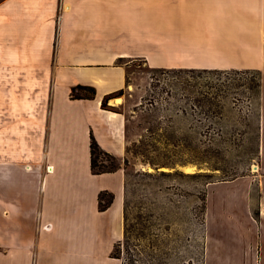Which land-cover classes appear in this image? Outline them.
Here are the masks:
<instances>
[{"label":"crops","instance_id":"0c3cea01","mask_svg":"<svg viewBox=\"0 0 264 264\" xmlns=\"http://www.w3.org/2000/svg\"><path fill=\"white\" fill-rule=\"evenodd\" d=\"M147 69L261 73L259 170L207 185L204 264H264V0H1L0 264H125L127 96ZM93 137L117 170L93 171Z\"/></svg>","mask_w":264,"mask_h":264},{"label":"rangeland","instance_id":"374dc122","mask_svg":"<svg viewBox=\"0 0 264 264\" xmlns=\"http://www.w3.org/2000/svg\"><path fill=\"white\" fill-rule=\"evenodd\" d=\"M146 73L144 95L127 96L126 234L115 254L125 264H204L207 185L259 166L261 75ZM110 156L103 165L119 167Z\"/></svg>","mask_w":264,"mask_h":264},{"label":"trees","instance_id":"16d2710c","mask_svg":"<svg viewBox=\"0 0 264 264\" xmlns=\"http://www.w3.org/2000/svg\"><path fill=\"white\" fill-rule=\"evenodd\" d=\"M260 73V72H259ZM261 75V73H260ZM123 92L121 91L118 95H109L107 96L103 103V109L109 110L108 102L109 100L119 97L122 95ZM261 94V81L259 82V97ZM97 95V90L95 87L88 86V85H78L77 87H74L71 93V97L73 99H94ZM91 150H92V169L96 174H102L107 172H113L118 169V166L113 164L110 168H106L104 163L101 161V157L103 155L111 157L108 153L104 152L98 142L95 140V138H92V144H91ZM115 199V196L113 193L110 192H102L99 196L100 200V209L106 210L108 209L113 201ZM125 216H126V206H125ZM126 231V230H125ZM116 257H119L115 254Z\"/></svg>","mask_w":264,"mask_h":264},{"label":"bare ground","instance_id":"6f19581e","mask_svg":"<svg viewBox=\"0 0 264 264\" xmlns=\"http://www.w3.org/2000/svg\"><path fill=\"white\" fill-rule=\"evenodd\" d=\"M113 116V115H112ZM254 171L257 172L259 170V166H255Z\"/></svg>","mask_w":264,"mask_h":264},{"label":"built area","instance_id":"2783aa9c","mask_svg":"<svg viewBox=\"0 0 264 264\" xmlns=\"http://www.w3.org/2000/svg\"><path fill=\"white\" fill-rule=\"evenodd\" d=\"M51 170H52L51 166H48V171H51Z\"/></svg>","mask_w":264,"mask_h":264}]
</instances>
